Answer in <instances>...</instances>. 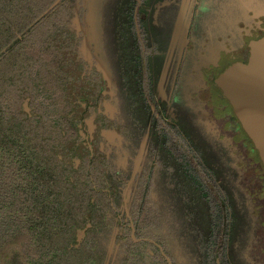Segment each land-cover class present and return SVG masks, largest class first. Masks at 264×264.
Here are the masks:
<instances>
[{
    "label": "trees",
    "instance_id": "1",
    "mask_svg": "<svg viewBox=\"0 0 264 264\" xmlns=\"http://www.w3.org/2000/svg\"><path fill=\"white\" fill-rule=\"evenodd\" d=\"M150 1L111 0L102 20L112 33L109 56L116 91L125 100L131 91L146 102L152 100V60L167 55L168 40L162 31L149 29L162 20L158 17L157 23L155 16L150 23L146 15L148 8L163 14L164 0L152 5ZM168 2L178 9L182 3ZM89 4L90 0H0V264H169L167 256L172 264H182L174 246L179 244L176 195L169 194L168 204L161 200L162 194L152 195L151 175L141 166L135 187L126 191L128 214L124 206L120 211L117 201L123 202L129 179L99 149L90 154L88 144L96 140H88L91 131L85 113L91 106L85 103L80 108L77 99L90 91L97 96L104 83L102 77L88 82L79 74L86 65L96 66L83 57L84 32L74 21L83 22ZM126 25L131 33H124ZM263 34L242 40L243 61L250 40ZM216 38L212 32L210 41ZM207 51L217 60V51ZM193 53L190 48L181 65L175 62L170 73L171 81L176 78L175 89L181 86ZM232 61L217 65L210 81ZM107 123L103 125L110 127ZM121 133L127 135L125 128ZM111 238L115 251L109 249Z\"/></svg>",
    "mask_w": 264,
    "mask_h": 264
},
{
    "label": "rangeland",
    "instance_id": "2",
    "mask_svg": "<svg viewBox=\"0 0 264 264\" xmlns=\"http://www.w3.org/2000/svg\"><path fill=\"white\" fill-rule=\"evenodd\" d=\"M110 1L111 0H90V4L88 5L89 12L87 14L84 13L83 22L80 20L78 21V19L74 20L77 29L84 32V38H81V45L84 47L82 49L83 57L87 59L89 63H94L96 66L95 69H88L86 65L84 66L85 70L83 69V73L80 72L79 74L88 82L95 79L100 80L104 75V87L103 90L95 92L97 96L90 91L86 94L87 96L84 98L81 96L77 100L80 104V108L82 105H85V103L91 106L85 113V116L88 124L87 126L91 131V138H88V140H96L94 145L91 144L93 151L96 148L101 152L105 150V155L114 166L125 167L126 177L131 183L124 187L123 190L129 189L132 191V188L135 187L134 178L131 174L136 170L135 166L137 167L139 164H145L147 153L145 146L142 145L140 155L137 157H130V152L124 151L126 154L124 157L120 160L116 158V145L114 152L112 150L114 146L111 147V142L123 136L116 128H112V126L107 128L105 125L100 124L98 120L110 118L113 114L110 112L118 110L119 100L123 102L124 107L127 108V113L130 108H132L133 113L136 114L137 119L135 120V125L137 133L142 131V129L149 124L147 119L149 118L152 121H150L152 139H161L160 133H162L163 138L168 140L166 148L161 153L159 151L154 158L160 159L161 157L164 162L162 164H175L173 171L180 176L171 173L172 167L170 165L166 168L157 163L159 170H155L153 173L154 176L148 179L153 189L152 195H155V197L159 195L160 198L162 192L166 191L169 193L172 189H174L176 193L177 185L182 182L183 178H188L192 183V181L199 177L200 171L204 172V167L200 164L201 162H203L205 166L207 165L206 167L210 170L217 173L216 180L218 181L221 165L216 163V161L219 160L218 146L212 144V141H219L226 146H230V143H233L236 149H234L233 152L227 151L228 162H230V166L233 165L236 170L241 171V168H237V164L239 165L237 161L247 160V147L243 144H239L238 141L240 140L234 138L235 133L232 127L225 124L224 118L219 113L218 107L221 103L224 104V100L218 97L220 91L217 88H212L211 91H207V89H210V85L208 81L206 82L204 76L210 71V69L207 71L206 68L209 67V63L212 61V59H209L207 48L210 47L213 52L217 51L219 53L217 60L213 61L215 68L217 65H224L232 59L242 58V47H240V49L235 47L240 44V38L241 40L246 38V36L251 33L252 29L253 33L264 31V25L262 24L264 23V0H181L182 3L179 9L177 5L170 4L168 0H164L162 6L165 7V10L162 11L163 14H159V9L150 13L152 10L148 8L146 15L150 17V23L155 21V16L157 23H159L158 17L162 20V23H159L157 27L153 25L150 26V31L156 33L162 31L163 39L168 40L166 44V48L168 49L167 55H164V57L163 54L155 56L151 64L152 73L155 75L152 82L154 86V102L157 108L160 109L162 118L166 121H170V123L165 122L164 124H160L157 117L154 116L155 110L148 109L146 110V114L144 113V108L137 105L134 92H129L126 98L127 100L124 99V96L120 98V94L119 96L118 94H113V92H116V74L112 71V56H109V53L112 54V51L110 52L112 33L109 31L108 24L102 25V20L106 17L105 14H107V3ZM155 1L156 0H151L150 4L152 5V2ZM172 1L175 3V0ZM172 11L175 12V15ZM193 13H197L198 15L195 16V20L193 19L194 22L193 20L191 21L195 41H189L188 43L189 48H192L194 54H189L188 56L190 67H188L186 72L189 74L188 81L192 82H187L188 87L185 93L176 95L172 102V94H169V90H172L170 73L174 70L175 62H177V58L180 55L183 35L187 25L190 24L188 18L191 17ZM172 14L173 19L171 21ZM100 15L102 17H100ZM163 19L166 20L165 29L163 27ZM212 20L219 22V24L212 26ZM86 27L88 29L85 30ZM123 29L125 31L124 33H131L129 25L124 26ZM212 32L215 34V38L217 37L213 42L210 41L212 40ZM151 34L152 33H149V35ZM125 45L126 42L124 43V46ZM153 55L150 56L151 59ZM79 59L80 58L76 56V60ZM96 72H101L102 76H98ZM218 72H216V74ZM134 82L135 79H132V83ZM99 83L101 82L99 81ZM194 83H196V86L193 85ZM102 92H104L103 94H106V92L110 94L105 95L107 98L103 100V103H94L95 99L103 95ZM114 96H116L115 99H113ZM133 102L135 104H133ZM116 106H118V108ZM213 137L214 140L212 139ZM170 150L178 154L180 162H176V157ZM199 156L202 157L203 161ZM152 157L153 156H150V158ZM225 161L227 162V160ZM178 163L180 164L179 170ZM249 174L250 171L244 172L245 176H249ZM129 176L132 177L130 178ZM174 181L176 182L175 185ZM244 181H247V179H244ZM186 182L188 181L186 180ZM243 185V180L242 183L238 182L239 189L242 188ZM122 188L121 185L118 186L119 193ZM128 196H130V193L129 195L127 194V199ZM177 197L178 196H176V198ZM163 199L166 201L169 200V195L165 198H161V200ZM117 205L120 211H122L124 203L121 202L119 198ZM251 205L252 203L249 201L248 209H250ZM262 232L264 231L262 230ZM82 236L83 232L81 231L78 233L77 238L81 239ZM114 241L113 238L110 239L109 249L111 250V247H115V251L116 244H114ZM174 246L177 249L178 244H174ZM191 252L192 249L190 250V253ZM192 256H194L193 253ZM186 260L188 264L193 261V258L189 259L187 257Z\"/></svg>",
    "mask_w": 264,
    "mask_h": 264
},
{
    "label": "flooded vegetation",
    "instance_id": "3",
    "mask_svg": "<svg viewBox=\"0 0 264 264\" xmlns=\"http://www.w3.org/2000/svg\"><path fill=\"white\" fill-rule=\"evenodd\" d=\"M195 16H198L197 13H193L191 15L193 18H195ZM262 24L264 25V23ZM86 29L88 28L86 27L85 30ZM252 31L253 29L251 30L250 34H254ZM191 33L193 34V27L191 26L190 22L188 28V42L194 41L190 38ZM253 40L255 39H252L251 41ZM239 41L240 44L237 46L242 47L243 43L241 38ZM250 42L248 43V46ZM209 48L210 47H208L207 50ZM189 49L188 43L184 59H186ZM184 59L179 61V57L177 58L178 66L182 64ZM209 59H212V61L209 63L210 65L206 69L207 71L210 69V71H208L204 76L206 82L208 81L210 85V89H207V91H211L212 88L216 89L217 86L213 83V80L221 72L219 71L217 75L213 76L210 81L211 75L216 70L215 65L213 64L214 55L212 52L211 55H209ZM237 60L242 59H234V61ZM86 61L88 62L87 59ZM187 63L188 67H190L188 59ZM92 64L95 65L94 63ZM188 75L189 74L186 73L181 77L183 81L181 86H179L177 89L174 88L176 78L173 79L171 84L172 90H169V94H172V102L176 95L185 93L186 88L188 87L187 82H192L188 81ZM101 79L104 80V75ZM134 83H136V81ZM193 85L196 86V83ZM103 93L104 92H102V94ZM108 94L110 93L106 92V94L100 96L101 99L98 100V102L103 103V100L107 98L105 95ZM113 94H118L119 96V91L113 92ZM138 94L139 93L136 91L135 100L138 106H142L144 108L145 114L146 110L148 109L153 111L157 110L158 112L154 111V116L157 117L160 124L170 122L162 118L160 109L157 108L156 103L154 102V90L152 93V100H147L150 105L149 107L147 106L146 99H144L142 96H139ZM119 97L123 98L121 94ZM218 97L221 98V100H224V104L221 103V105L218 107V110L224 118L225 124L232 127L235 133L234 138H236V140H240L238 141L239 144H243L247 147V160H242L240 162L237 161V163H239V165L237 164V168H241V171L236 170L233 165L230 166V162H228V152H233V150L236 149L233 143H230V146H226L219 141H212V144L218 146L219 160L216 161V163L221 165V172L220 175L218 174V181L216 180L217 173L210 170L208 167H206L207 165L205 166L203 162H201L200 164L204 167V172L200 171V173L203 174L202 176L197 177L194 181H192V183L188 178H183L182 182H179L180 184L177 185V195L174 189L169 191V193L163 190L164 192H162V198L167 197L169 194H175L178 196L176 198L177 236L179 243L177 250H179L178 255L182 254L179 255L182 264L187 263V257L189 259L193 258V260H197L198 264H264V232H262V230L264 231V166L258 156L257 150L253 147L251 140L243 130L238 119L235 118L236 116L231 105L227 99L225 100V98L222 96L221 90ZM115 98L116 96L113 97V99ZM133 104L135 103L133 102ZM116 107L118 108V106ZM126 110L127 108L124 107L123 102H120L119 100L118 110L110 112L113 113L111 117L102 121V124L108 122L107 124H110L112 128H116L118 131L121 129V132L125 128L127 132L128 136L120 132L123 137H120L118 140L116 138L114 142H111V147L114 146L112 150L115 152L116 145V158L120 160L126 155L124 151H129L130 157H137L140 155L142 145L145 146L147 153L145 164H139L137 167L135 166L136 170L131 175H133V178H135L136 172L138 171L139 167L142 166L144 169L146 168L151 177H153L155 170H159L157 163L166 168L170 165L162 164L164 162L161 157L160 159L154 158V156H156L159 151L161 153L166 148L168 140L163 138V134L161 135V139H152V131L150 129L151 120L149 118H147L149 124L146 125L142 131L137 133V128L135 125L137 116L133 113L132 108H130L128 113ZM98 121L101 122L100 120ZM212 139L214 140V137ZM103 153L105 155V150H103ZM173 154L177 160L175 161L180 162L178 154H175L174 152ZM150 156L153 157L150 158ZM199 157L202 160V157ZM225 160H227L228 163ZM174 165H170L172 167L171 173L178 174L173 171ZM117 168H119L120 172L126 176V169L124 166H117ZM179 169L180 164L178 163V170ZM247 171H250L249 176L244 175V172ZM244 179H247V181H244ZM186 180L188 182H186ZM242 180L244 182V185L242 186L243 191L242 188L239 189L238 187V182L242 183ZM128 184H130L129 180L126 181V185ZM175 184L176 182L174 185ZM126 191V189L123 190V195L124 193L126 195ZM151 192H153L152 187ZM163 200L167 204L170 202L169 200ZM249 201L252 203L250 209H248ZM191 249L192 252L190 253ZM192 253L194 256H192ZM195 260L191 262V264L194 263Z\"/></svg>",
    "mask_w": 264,
    "mask_h": 264
},
{
    "label": "water",
    "instance_id": "4",
    "mask_svg": "<svg viewBox=\"0 0 264 264\" xmlns=\"http://www.w3.org/2000/svg\"><path fill=\"white\" fill-rule=\"evenodd\" d=\"M135 23L139 34L137 21ZM188 28L189 25L183 36L179 61L186 55ZM213 83L231 105L264 166V34L250 42L246 61L232 62L214 78ZM88 146L92 154V145L89 143ZM123 198L124 208L128 213L125 193ZM130 226L131 235L136 239L133 222H130ZM167 260L172 264L170 257L167 256Z\"/></svg>",
    "mask_w": 264,
    "mask_h": 264
}]
</instances>
